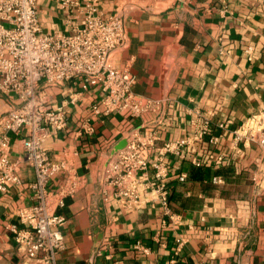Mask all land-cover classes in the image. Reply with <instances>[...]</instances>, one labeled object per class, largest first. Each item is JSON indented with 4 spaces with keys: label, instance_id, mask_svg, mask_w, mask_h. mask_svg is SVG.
<instances>
[{
    "label": "crops",
    "instance_id": "1",
    "mask_svg": "<svg viewBox=\"0 0 264 264\" xmlns=\"http://www.w3.org/2000/svg\"><path fill=\"white\" fill-rule=\"evenodd\" d=\"M100 7L126 10L128 46L116 62L131 63L137 96L165 100V106L142 117L99 114L88 134L81 123L101 99L100 90L92 88L73 103L77 82L46 89L53 106L66 102L68 116L67 128L47 140L48 152L70 161L83 180L58 210L68 219L62 227L67 247L58 262L264 264V149L236 143L234 135L251 116L264 113V0H102ZM41 9L46 30L64 29L56 0H41ZM18 104L0 91V117ZM197 110L210 122L205 139L193 145L202 165L185 156L187 147L184 156L167 157L168 208L153 201L128 209L105 198L110 189L104 169L126 146L129 131H156L158 145L193 138ZM212 136L220 137L216 145ZM10 159L19 162L22 182L0 192V264H41L18 252L8 228L19 223L16 209L34 202L35 172L19 137ZM62 182L57 176L51 186Z\"/></svg>",
    "mask_w": 264,
    "mask_h": 264
},
{
    "label": "built area",
    "instance_id": "2",
    "mask_svg": "<svg viewBox=\"0 0 264 264\" xmlns=\"http://www.w3.org/2000/svg\"><path fill=\"white\" fill-rule=\"evenodd\" d=\"M101 2L56 0L65 27L46 30L41 0H0V91L14 95L19 103L0 117V192L22 182L19 162L10 159L12 141L19 137L24 159L35 172L31 184L34 202L16 209L19 223L8 228L18 252L38 258L41 264H60L58 255L67 247L62 227L68 219L58 210L68 197L76 195L83 181L70 161L54 160L48 152L47 140L67 128L68 116L66 102L53 106L46 89L77 82L79 90L70 97L73 103L92 88L100 90L101 99L81 123L80 130L88 134L94 133L93 118L99 114L119 111L142 117L165 106V100L143 99L134 93L136 76L131 63L116 62L117 53L128 46L126 10L105 12ZM195 113L193 138L158 145L156 131H129L126 146L104 169V182L110 189L105 198L128 209L153 201L168 208L167 157H182L187 147L185 156L191 155L195 165H202L193 145L205 139L210 122L198 110ZM234 135L236 143L244 140L264 149V113L251 116ZM219 140L212 136L209 142L216 145ZM176 168L178 179L184 181L186 173L180 172L179 165ZM57 176H62L63 182L53 189L51 182Z\"/></svg>",
    "mask_w": 264,
    "mask_h": 264
}]
</instances>
